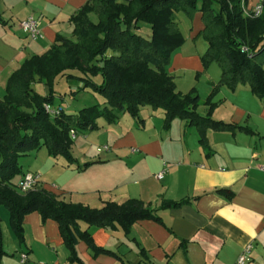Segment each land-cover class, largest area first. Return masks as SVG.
Segmentation results:
<instances>
[{
    "label": "crops",
    "instance_id": "0c3cea01",
    "mask_svg": "<svg viewBox=\"0 0 264 264\" xmlns=\"http://www.w3.org/2000/svg\"><path fill=\"white\" fill-rule=\"evenodd\" d=\"M86 2L0 0V98L10 76L27 58L45 53L59 34L76 39L71 17ZM247 6L253 8L251 0ZM30 15L40 21L41 38L33 40L21 25ZM192 18L190 36L195 38L205 25L201 12ZM203 54L199 46L180 47L172 54L168 71L179 91L196 88L206 99L220 80V69L205 68ZM188 75L191 82H185ZM82 83L80 79L78 86ZM213 100L216 119L248 126L253 132L210 128L208 151L197 128L186 119L176 117L166 126L165 110L146 105L140 108L141 120L125 111L113 123L101 117L97 128L84 130L82 140L72 147L78 163L68 164L61 155L52 157L45 146L24 155L23 172H40L41 187L61 193V198L101 207L107 200L122 203L136 197L156 208L160 219L139 220L129 234L121 226L108 229L81 221L99 246L117 255L94 254L81 240L76 246L79 259L71 261L58 222H43L37 211L27 214L25 240L20 242L8 210H1L7 251L2 264H237L249 244L252 258L246 264H264V101L248 83L238 84L235 90L221 86ZM208 110L205 104L198 107L201 115ZM105 145L109 149L99 150ZM88 162L93 163L83 166ZM165 167L168 171L157 178ZM170 201L184 203L166 207Z\"/></svg>",
    "mask_w": 264,
    "mask_h": 264
},
{
    "label": "trees",
    "instance_id": "16d2710c",
    "mask_svg": "<svg viewBox=\"0 0 264 264\" xmlns=\"http://www.w3.org/2000/svg\"><path fill=\"white\" fill-rule=\"evenodd\" d=\"M197 12L202 13L205 27L201 34L208 42L202 55L204 67L216 62L222 69L220 80L206 99L196 88L187 93L179 91L168 71L173 52L185 40L179 25L181 14L192 18ZM71 22L76 39L59 34L45 53L27 58L10 76L6 93L0 98V264L7 254L2 208L8 210L10 226L20 242L25 240L27 214L37 211L43 222H58L71 261L79 259L76 246L81 240L94 254L117 255L99 246L81 221L108 229L121 226L129 234L139 220L160 219L156 208L136 197L122 203L107 200L101 207H92L61 198L41 185L19 193L11 183L27 172H23L20 159L28 152L45 146L52 157L61 155L69 164L78 163L72 152V130L79 134L80 130L95 129L100 117L113 123L125 111L141 120L140 108L146 105L165 110L166 126L176 117L186 119L197 128L203 147L209 151L210 128L253 132L248 126L211 116L217 106L213 99L221 86L235 90L238 84L248 83L264 101V9L258 16L248 14L242 0H87ZM140 22L151 25V36L140 33ZM71 70L82 75L68 73ZM97 73L102 75L101 83L91 77ZM59 75L80 78L83 87H92L105 96V105L84 107L77 113L52 105ZM37 80L48 86V94L34 88ZM46 104L56 112H49ZM203 104L209 106L207 115L198 112ZM183 203L170 201L165 206Z\"/></svg>",
    "mask_w": 264,
    "mask_h": 264
},
{
    "label": "rangeland",
    "instance_id": "374dc122",
    "mask_svg": "<svg viewBox=\"0 0 264 264\" xmlns=\"http://www.w3.org/2000/svg\"><path fill=\"white\" fill-rule=\"evenodd\" d=\"M256 2H257V0H251V5L254 6L256 4ZM249 9L251 10L252 8H249ZM192 19L193 18H191L185 14H181V19L179 21V25H180V29L182 31V34H183V37L185 40L180 47L185 48L187 50V49H190L191 47H193L195 49L196 46H199V47H201V49H203V51L205 53L208 49V42L205 39L204 35L200 33L198 36L196 35L195 38L190 36V28L192 27V22H193ZM139 30H140V33H142L143 35L151 36L152 30H151V25L149 23L140 22V29ZM180 47L177 48L173 52V54L177 50H179ZM98 63H99V65H101L100 61H98ZM171 63H172V60L170 61V64ZM210 65L217 66V68L220 69L219 75L221 78L222 69H221L220 65L216 62H213ZM68 73L76 74L77 76L82 75L81 72L78 70H71ZM91 77L96 83L102 82V75L100 73L93 74V75H91ZM191 77H192V75H191ZM191 77H190V75H188V77H185L184 78L185 82H191L192 81ZM79 82H80L79 78H75V77L72 78V77H68L67 75H59L55 81V84H54L55 97H54L51 104L56 106V107H61L69 113H77L82 108L93 106V105L104 106L103 105V102L105 100L104 95H102L101 93H99L98 91L93 89L92 87H83V83L81 86H78ZM45 86H47V85L44 82H41L39 80L34 82V88L42 95H46V94H44V92L46 91ZM70 88L75 89V91L73 93H71V91L69 90ZM103 98H104V100H103ZM207 113H206V115H207ZM213 114H214V111L211 112V116L213 118H215L213 116ZM84 133H85L84 130L79 131L80 135L78 134L79 136L77 139L74 140V144H76V143H78V141L80 142L82 140V138H83L82 136L84 135ZM79 147L80 148L82 147L81 143L79 144ZM44 148H43V150H44ZM78 148H77V151H78ZM68 164H66V166ZM63 165L64 164L59 165V166L62 167ZM19 179H20V176H17L11 184L16 191L23 194L17 188V182ZM58 179H59V181H62V178L58 177ZM57 185H59V184H57ZM44 187L45 186L43 184V188ZM57 195H61V193H59ZM6 210L7 209L2 208V211H6Z\"/></svg>",
    "mask_w": 264,
    "mask_h": 264
},
{
    "label": "built area",
    "instance_id": "2783aa9c",
    "mask_svg": "<svg viewBox=\"0 0 264 264\" xmlns=\"http://www.w3.org/2000/svg\"><path fill=\"white\" fill-rule=\"evenodd\" d=\"M242 4H243V7H244V10L248 14H252V15H255V16L260 15L263 12V9H264V0H257L256 4L253 6V8L251 10L247 6V0H242ZM21 25L28 32V35L33 40L41 38L43 36V32H42V29L40 27V21H39V19L36 16L30 15L29 17L23 19L21 21ZM45 107L51 113H55L56 112L48 104H46ZM77 136H78V134L75 131L72 130L71 137L73 139H76ZM103 149H109V146L105 145V146L99 148V150H103ZM135 150L136 149L133 148V151H135ZM261 168L264 170V165L261 166ZM167 171H168V168L165 167L163 170H161L159 173L156 174V177L157 178H162ZM41 178H42V175H41L40 172H38V171H27V172H25L22 175L21 179L19 180L18 189L21 192H23V193H26V192H28L30 190H33L37 186L40 185ZM252 250H253V245L252 244L247 245L244 248L243 252L238 257L237 264H246V263H248L251 260V258H252V256H251ZM27 258H28V254L24 252L22 254V261L25 262L27 260Z\"/></svg>",
    "mask_w": 264,
    "mask_h": 264
}]
</instances>
